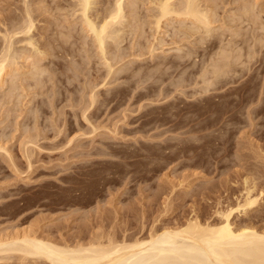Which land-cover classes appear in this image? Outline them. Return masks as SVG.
<instances>
[{
	"label": "rangeland",
	"instance_id": "rangeland-1",
	"mask_svg": "<svg viewBox=\"0 0 264 264\" xmlns=\"http://www.w3.org/2000/svg\"><path fill=\"white\" fill-rule=\"evenodd\" d=\"M74 1L0 0V240L131 242L217 223L248 185L264 194V0H200L212 31L175 17L157 30L153 0H125L105 60ZM113 2L95 0L91 18ZM29 16L34 30L19 33ZM232 223L263 230L264 195ZM11 256L0 264L45 263Z\"/></svg>",
	"mask_w": 264,
	"mask_h": 264
},
{
	"label": "bare ground",
	"instance_id": "bare-ground-1",
	"mask_svg": "<svg viewBox=\"0 0 264 264\" xmlns=\"http://www.w3.org/2000/svg\"><path fill=\"white\" fill-rule=\"evenodd\" d=\"M114 1H115V2H113L114 5L113 4H112L113 6L110 5L111 7L108 10H105V12H103L104 14H102V16L103 15L104 16L102 19H100V22L96 21V19L99 20L98 15H97L98 17H95V20H94V17L92 19L90 14H89V13H91L90 10L93 8L92 6L96 5L95 0H75L74 4H73L74 10H73L72 14H74V13L78 14L79 13L80 19L82 21L79 23H81L84 26V30L87 31V33L93 37L94 45H96V47H97V48L96 47H94V48L98 49L99 54L102 55L101 59L106 58L107 48H108L107 45H108L110 39L114 40L116 36L118 37L119 33L117 34V32L120 29L118 28L119 29L118 30L117 27L121 24L123 25V23L126 22L125 21L126 19L124 18V16H125V13H124V11H125V6H124L125 0H114ZM200 2H201L200 0H182L179 3L176 2V0H153L151 2L152 6L154 4V6H156V8H157L156 10H158V12L156 11L157 13L153 16L154 24H155L154 28H156L157 30L161 29V25H162L163 20H168L169 18L175 17V19L176 18L182 19V20H178V22L179 21L185 22L187 20H190L192 22V25L196 24V25H199L200 28H204L205 29V30L203 29L204 31H210L211 25L213 23L212 21L214 20V19L213 20L211 19L213 14H211L210 12L212 10H209L210 11L209 12L208 9L210 7H208V6H207L208 7L207 10L205 8L203 9L201 7L202 5H200ZM135 3H136V1H135ZM177 4H179V5H177ZM210 4L212 5V3H210ZM135 5H137V4H135ZM215 6H216V4H215ZM251 6L253 8L256 7L253 5H251ZM251 6H250V8L253 9ZM244 7L245 8L247 7L248 11L250 12L251 9L249 10V5L244 6ZM126 8H128V7H126ZM135 9H136V7H135ZM245 10L247 11V9H245ZM30 11H31V9H30ZM251 12H252V10H251ZM132 13L133 12H131L130 15ZM212 13H213V11H212ZM253 13H255V11L250 13V14L253 15ZM27 14H30V13H27ZM243 14H244V11H243ZM245 14H246V12H245ZM247 14H248V12H247ZM247 14H246V17L249 18L250 15L248 14L249 16H247ZM252 15L250 18L254 17V16L252 17ZM100 16H101V14H100ZM133 16H135V15H133ZM133 16H132V18L134 19ZM29 17H28L29 21L27 22V24L24 23L25 25L23 27L19 26L20 27L19 29L21 31L19 32V30L17 29L19 33L25 34V33H30L32 31V29L34 27V21L31 19V16H29ZM128 17H130V16H128ZM135 17H138V16L136 15ZM142 19H140V20H142ZM175 19H174V21L177 20V19L176 20ZM75 20H76V18H75ZM135 21L136 20L134 19V22ZM255 21H257V20H255ZM255 21L253 22V23H255V25L252 23V21H250V22L254 26H256L257 22H255ZM23 22H25V21H23ZM261 27L263 28V26H261ZM73 28H74V26H73ZM139 28L141 29V27H139ZM193 28H195V27H193ZM249 29H251V28H249ZM15 31H16V29H15ZM198 31H200V29ZM192 32H194V31H192ZM205 33H207V32H205ZM236 33L237 32H234V35ZM16 34H18V33H16ZM90 35H89V37H90ZM236 35H238V34H236ZM232 36H233V33H232ZM3 38H7V36L3 37ZM8 38H10V37H8ZM67 38H69V37H67ZM60 39H62V38H60ZM116 40H117V38L115 39V42H116ZM231 40H234V39H231ZM231 40L228 42H231ZM258 40H260V42L258 41V44L260 45V43H261V45H262L264 40L261 41L262 38L258 39ZM9 41H10V39H9ZM85 42H86V40H85ZM112 42H114V41H112ZM233 43H232V45H233ZM255 43H257V41ZM234 46H237V44ZM263 47H264V45H263ZM7 48L8 47H6V49ZM222 48H225V47H222ZM6 49H5V51H6ZM221 51H222V54H220V57L222 55H224L225 58H223V59H225V60L227 59L226 61H228L229 60L228 58H230V57L232 59L233 55L230 56V54H232V53H230L227 48L223 49V50L221 49ZM230 51L233 52L234 54H236L234 51H232V50H230ZM238 51H240V50H238ZM227 53H230V54H227ZM7 55H6V57H3V55H1V57H0V84L4 82V77L7 76V69H8V67H10V64L8 62V59H7L9 57H7ZM9 55H10V53H9ZM16 58H18V57H16ZM239 58H241V57H238V55H237L236 59L234 60L235 64H236V60L237 59L239 60ZM107 59H106V62H107ZM248 59H250V58L248 57ZM220 60H222V59L220 58ZM246 60H247V58H246ZM229 61H228V63H232L233 59H232V62L231 61L229 62ZM224 63H223V66H224ZM108 64H109V60H108ZM230 65L233 66L234 64H230ZM217 67H218V65H217ZM220 67H219V69L215 67L216 70L218 69V72L221 70ZM229 68H231V67L229 66ZM111 69H113V68H111ZM16 72H17V70H16ZM212 72H214V70ZM218 72H216V73H218ZM216 73H215V76L217 75ZM219 75H221V74H219ZM15 89H13V90H15ZM260 93L263 94V91ZM94 99H97V98H94ZM259 99H260V97H259ZM260 100H262V99H260ZM91 101H93L92 98H91ZM257 107L259 108V106H257ZM262 108H264V107L262 106ZM262 108H260V109H262ZM255 110H257V109H255ZM251 111L254 113L253 110H251ZM256 112L258 113V111H256ZM248 113H250V111ZM30 143H32V142H30ZM2 150H5V149H3V147H0V151H2ZM246 182H247V180H246ZM255 190H256L255 184L248 185L245 188V194L243 197L244 200L241 202H239V200H238V204L236 205V207H234V208L229 207V208H226V209H223L220 211L217 210L218 211L217 212V217H218L217 223H211L209 221L202 223L201 221H199L198 218H194V219L188 220V222L183 226H180L177 228H166V229H163L159 233L152 232L149 234L148 238H146V239H134L131 242H128L127 240H123L121 242H115L113 240H109L107 243H103L100 241V242H97L96 244L90 243L89 245H86V246L85 245H79V244H77L76 246H70V245H68V243L66 245L62 244L63 242L61 244L60 243L58 244V242L57 243L55 241L53 242V240L51 241V240H47V239L42 238V237H40V238L36 237L37 235H35V234H34L35 236H33L32 232H30L32 235L30 233H26L23 235L21 234V235L15 236L13 238L0 240V256H1L0 260L4 261L6 259V261H7V258H9L11 255L15 256V254H16L17 256H21V258H23V259L42 260L43 262H45L47 264H264V229L260 230V228H257V226H253V224L251 225V224H246V223L244 224L243 223L242 225L239 224L240 226H237V225L234 226V224L232 223V218L235 215V213H245L246 214L247 211L253 210L256 207V205L259 203L261 196L264 194L261 192L259 197H255L254 196ZM14 256H13V258H14Z\"/></svg>",
	"mask_w": 264,
	"mask_h": 264
}]
</instances>
